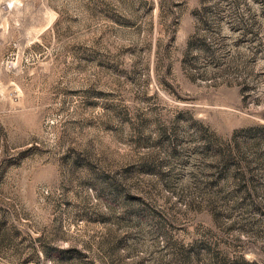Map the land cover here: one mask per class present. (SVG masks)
Returning <instances> with one entry per match:
<instances>
[{
  "label": "rangeland",
  "instance_id": "374dc122",
  "mask_svg": "<svg viewBox=\"0 0 264 264\" xmlns=\"http://www.w3.org/2000/svg\"><path fill=\"white\" fill-rule=\"evenodd\" d=\"M0 264H264V0H0Z\"/></svg>",
  "mask_w": 264,
  "mask_h": 264
}]
</instances>
